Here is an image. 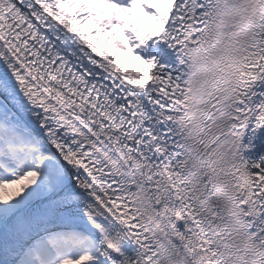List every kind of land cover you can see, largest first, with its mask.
I'll list each match as a JSON object with an SVG mask.
<instances>
[{
  "label": "snow or ice",
  "instance_id": "obj_1",
  "mask_svg": "<svg viewBox=\"0 0 264 264\" xmlns=\"http://www.w3.org/2000/svg\"><path fill=\"white\" fill-rule=\"evenodd\" d=\"M0 264H264V0H0Z\"/></svg>",
  "mask_w": 264,
  "mask_h": 264
}]
</instances>
